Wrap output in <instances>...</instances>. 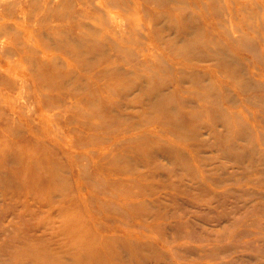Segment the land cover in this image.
I'll return each instance as SVG.
<instances>
[{"label": "rangeland", "instance_id": "1", "mask_svg": "<svg viewBox=\"0 0 264 264\" xmlns=\"http://www.w3.org/2000/svg\"><path fill=\"white\" fill-rule=\"evenodd\" d=\"M23 15L0 34V264H50L73 214L105 217V264H264V0H33ZM37 92L62 107L33 112ZM79 238L80 264H98Z\"/></svg>", "mask_w": 264, "mask_h": 264}, {"label": "bare ground", "instance_id": "2", "mask_svg": "<svg viewBox=\"0 0 264 264\" xmlns=\"http://www.w3.org/2000/svg\"><path fill=\"white\" fill-rule=\"evenodd\" d=\"M32 1L33 0H20L16 3L17 4V7H16V4L14 5L13 4V1L12 0H0V18L5 19V18H8L10 16H13L12 19L10 20H13V25H14V28L18 27V26H21V20L19 19V17H22L24 16L23 14L25 13L26 9L28 8V5H31L32 4ZM46 1V0H44ZM49 1V0H48ZM26 3H30V4H26ZM49 3V2H48ZM25 6H27L25 8ZM57 11H59L58 9H47L46 7L43 9V13H40L42 16L46 15H51L52 17H54L57 13ZM19 12H24L21 16H18V13ZM54 14V15H53ZM23 19V17H22ZM67 28L71 27L72 25L70 23H66V25H63ZM53 31L55 33H58L60 30H61V25H53ZM0 29H3L5 32L2 33L0 31V34H8L9 32H11L13 30V28H11V26L5 22V20H3V22H0ZM49 43V42H48ZM52 44H55V41H51V45ZM4 45V41L3 40H0V48H3ZM10 46V45H9ZM42 53H47L46 51H41V54ZM2 56L0 55V58ZM30 61L32 64H35L37 62H39L41 65L39 66L41 69H43L44 67L47 68L50 66V64H46V62L50 59L49 55L46 56L45 55H42V56H37V52H33L32 55H30ZM53 66V64H52ZM31 82L33 83V85H36L37 88H41V85H42V81L40 78L36 77V76H33L31 78ZM135 82V80H133V82L131 84H128V85H122L119 90L122 92V93H125V92H128L129 90L131 89H135V85H133ZM7 84L11 87H13V84L11 82H7ZM33 98H34V101L33 103L36 104V106L32 109V111L34 112V110H38L39 112H42L44 110H53L55 108H61L62 105H63V101L61 99H53L50 95L48 94H45V93H40V92H37V93H34L33 94ZM28 101V100H27ZM18 102V101H17ZM26 106H28L30 109H31V106H29V103H25ZM24 104V105H25ZM23 107V106H22ZM21 107H18V109L14 106V105H11L10 107V111H11V114L16 117L18 120H20L21 122V117L23 116L22 113L23 111L21 109H19ZM52 112V111H51ZM41 115H46V113H42ZM40 115V116H41ZM72 112H71V115H69L67 118H64V121H63V125L62 126H69L74 120L72 119ZM15 120L13 119L12 120V123L14 122ZM8 120L6 118L5 120V117L4 116H0V125L2 127H4L5 129H7L8 125ZM47 122V121H46ZM168 125L170 127H177L180 125L179 122H169ZM120 128L122 130H127L128 127L124 128L122 126H120ZM134 133V136L133 137H130L132 140H140L143 135L142 134H137V131L136 130V126L132 125L131 127H129ZM122 130H120L117 134H119L120 132H123ZM20 129L16 128L14 131H13V134L14 135H17L18 133H20ZM46 137V136H45ZM120 140V139H119ZM126 140V139H125ZM54 143V142H53ZM113 143V142H112ZM111 143V144H112ZM55 147L56 144L54 143ZM116 145H118L116 143ZM114 145V146H116ZM93 146H95L97 149H105V147H102L100 146L99 144H94ZM106 153L103 154V161L105 159H107V162L110 160V158L112 157L113 153L112 154H108L109 158L107 156H105ZM46 156V158H45ZM49 159V157L47 155H43L40 156V159L37 160V163H40V162H43L44 160L47 161ZM35 161L31 160V163H35ZM35 164V168L38 169V167L40 168V166H38V164ZM104 165V166H103ZM106 166V162H103L102 164V167H101V171L102 172H105L107 173L108 175H110L108 173L109 169L105 167ZM111 186H115V182H112L110 185H104V187H109V188H114V187H111ZM64 201V200H62ZM71 202H72V199H71ZM58 205H60V209L61 208H66V206H63V203L62 202H59L58 201ZM72 208L69 209V211H72L75 206H74V203L72 202ZM74 213V212H73ZM105 217H102V218H99L98 222H92L91 224H86L83 222V224H81V222H79V220L76 218V216L73 214L69 220L67 221V227H74L79 231V233H72V236H73V239H71L70 241H67L65 243L66 240H64L62 243H65V244H56V246L52 249H50L49 251L45 252L47 256H50L51 258L48 260V262H50V264H67L66 261L64 260V257L65 258H69L71 259V262L69 264H80L81 262H84L85 261V258L83 257V251L82 250H79L78 249V244H79V241H75V240H80V236L83 235V238L82 240L86 239V243L88 246L91 245V247L89 248L93 253H97V250L95 248V242L94 241H97L98 243V247H99V252L98 254L100 255V262L98 264H105V261L107 258H111L112 256H110L109 254V244L107 243L105 237L111 233V229L107 226H105L101 221L104 219ZM141 225H144V221L142 222H139ZM66 225V223H65ZM147 229H148V225H144ZM145 237H148L149 236H145ZM107 238V237H106ZM113 239L112 238H109V241H112ZM73 241L76 242L77 244V248H75L72 243ZM91 241H92V244H91ZM135 247H138V245H136ZM133 249V247H132ZM138 249L140 250V248L138 247ZM70 256H68V255Z\"/></svg>", "mask_w": 264, "mask_h": 264}]
</instances>
